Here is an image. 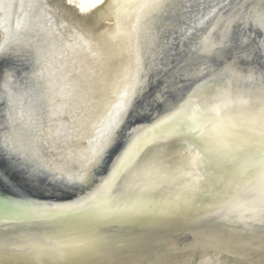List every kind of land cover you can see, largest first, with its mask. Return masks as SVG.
Here are the masks:
<instances>
[{
	"label": "bare ground",
	"instance_id": "1",
	"mask_svg": "<svg viewBox=\"0 0 264 264\" xmlns=\"http://www.w3.org/2000/svg\"><path fill=\"white\" fill-rule=\"evenodd\" d=\"M262 13L0 0V264H264V172L244 174L264 162Z\"/></svg>",
	"mask_w": 264,
	"mask_h": 264
},
{
	"label": "snow or ice",
	"instance_id": "2",
	"mask_svg": "<svg viewBox=\"0 0 264 264\" xmlns=\"http://www.w3.org/2000/svg\"><path fill=\"white\" fill-rule=\"evenodd\" d=\"M256 23L258 26L264 27V13H262L260 16L256 17L255 20L253 21ZM3 53L0 52V55ZM223 95V94H221ZM218 103L221 104H226L228 103V98L224 97L223 99L217 101ZM213 103V100L211 96L206 97L204 99L202 109H198L197 111H206L208 113V116L212 119L216 118V112L214 108H211L210 105ZM121 111L124 110V103L122 102L121 105H119ZM126 115V114H125ZM197 122H202L197 121ZM162 123H167V121H164ZM225 125L227 126V122H224ZM122 121L120 120H113L110 125L107 127V131L102 134V139H101V146L98 149H93L92 150V158L89 160V164L92 166L93 172H95L99 169H101L105 163L106 157L109 154L110 150L116 146L117 143L120 141V127H121ZM260 124L261 126H264V114H260ZM159 127V125H157ZM246 143V142H245ZM138 150V149H137ZM264 151V148L261 149ZM241 163V158L238 155L235 159V162L231 165L232 168H235L237 165H240ZM231 170V169H230ZM258 172H264V162H262L259 166H254L251 168L246 167L245 168V176L248 177H255V175ZM68 188H74L76 185L69 184L66 185ZM83 185H80V188L83 189ZM98 191L103 192L104 191V184L102 183L100 185V188ZM250 198L252 201H257L259 200V203L261 204V211L264 213V186L259 187L258 189L255 190H250ZM91 197L88 199V202H91ZM64 255V253H61Z\"/></svg>",
	"mask_w": 264,
	"mask_h": 264
},
{
	"label": "water",
	"instance_id": "3",
	"mask_svg": "<svg viewBox=\"0 0 264 264\" xmlns=\"http://www.w3.org/2000/svg\"><path fill=\"white\" fill-rule=\"evenodd\" d=\"M1 222V221H0ZM2 223V222H1ZM0 226H1V224H0Z\"/></svg>",
	"mask_w": 264,
	"mask_h": 264
},
{
	"label": "clouds",
	"instance_id": "4",
	"mask_svg": "<svg viewBox=\"0 0 264 264\" xmlns=\"http://www.w3.org/2000/svg\"><path fill=\"white\" fill-rule=\"evenodd\" d=\"M254 192H255V190H254Z\"/></svg>",
	"mask_w": 264,
	"mask_h": 264
}]
</instances>
